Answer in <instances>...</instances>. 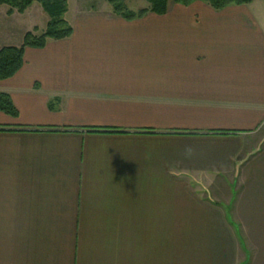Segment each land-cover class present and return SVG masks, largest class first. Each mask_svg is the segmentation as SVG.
<instances>
[{
  "label": "crops",
  "instance_id": "1",
  "mask_svg": "<svg viewBox=\"0 0 264 264\" xmlns=\"http://www.w3.org/2000/svg\"><path fill=\"white\" fill-rule=\"evenodd\" d=\"M70 25L0 81V264H264V0Z\"/></svg>",
  "mask_w": 264,
  "mask_h": 264
},
{
  "label": "trees",
  "instance_id": "2",
  "mask_svg": "<svg viewBox=\"0 0 264 264\" xmlns=\"http://www.w3.org/2000/svg\"><path fill=\"white\" fill-rule=\"evenodd\" d=\"M112 7L114 14L126 21L138 20L147 14L164 15L167 12L168 1L170 0H145L149 8L138 12L128 10L123 0H107ZM173 4L188 6L194 2H202L215 11H220L226 7L236 5H248L254 0H171ZM35 2L40 3L43 10L49 17L45 31L41 35H35L33 32L25 34L22 44L19 47L0 48V81L13 77L24 64V49L44 48L48 41H60L69 38L72 35V28L63 19L66 12L67 0H0V6L9 8L8 15L14 12L23 14ZM36 32V31H34ZM0 112L16 118L18 112L13 106L8 95L0 93Z\"/></svg>",
  "mask_w": 264,
  "mask_h": 264
},
{
  "label": "rangeland",
  "instance_id": "3",
  "mask_svg": "<svg viewBox=\"0 0 264 264\" xmlns=\"http://www.w3.org/2000/svg\"><path fill=\"white\" fill-rule=\"evenodd\" d=\"M123 3L128 10L133 12L149 8V5L145 0H123ZM172 4L171 0L168 1L167 7ZM1 7L4 8V11L2 14L0 11V15L3 17L0 18V22H3L2 25L4 26L3 29L7 40H12L14 43L19 40L21 45L26 33L33 32L35 35H41L45 31L49 17L40 3L35 2L27 8L23 14L14 12L13 14L8 15L9 8L7 6ZM81 13H101L118 16L113 13L112 7L108 4L107 0H67V8L66 12L63 14V19L69 26H71L70 20ZM3 47H8V45L2 46L1 48Z\"/></svg>",
  "mask_w": 264,
  "mask_h": 264
}]
</instances>
